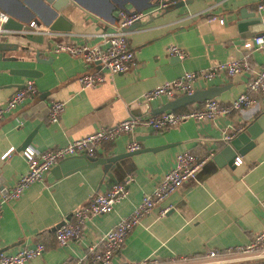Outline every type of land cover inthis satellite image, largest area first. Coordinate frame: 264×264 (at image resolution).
I'll use <instances>...</instances> for the list:
<instances>
[{
	"label": "crops",
	"instance_id": "1",
	"mask_svg": "<svg viewBox=\"0 0 264 264\" xmlns=\"http://www.w3.org/2000/svg\"><path fill=\"white\" fill-rule=\"evenodd\" d=\"M260 1L191 0L177 9L167 6L151 14L140 21L139 27L124 30L135 66L125 73L106 75L105 81L86 88L78 82L79 75L86 70L83 61L64 52L52 53L53 44L71 41L104 48L100 34L116 24L118 11H146L157 0H64L58 15L62 18L60 26L68 31H55L58 35L43 38L41 45L30 43L28 50L20 49L24 41L18 38V31L6 29L8 32L0 34V41L18 47L3 52L11 60H0V104L28 78L33 80L37 93L4 114L0 121V175L5 178L0 194L9 190L25 171L26 164L20 154L24 147L41 152L82 137L97 126L109 127L127 117L150 116L151 108L169 99L161 96L143 101L144 92L184 72L241 58L242 41L264 33L255 34L264 31V11L255 9ZM249 11L262 21L256 25L245 23L241 16ZM0 12L17 17L22 24L36 21L46 27L51 16L50 8L41 0H0ZM211 16L222 18V24L209 21ZM170 45L181 49L185 56L169 57L166 48ZM249 66L253 72L263 70L264 51L253 52ZM21 69L33 70L34 76L23 77L13 71ZM248 77L244 73L215 77L195 84V89L221 87L213 99L226 103L245 90ZM250 97L249 106L227 117L201 122L186 119L161 131L139 125L131 133L100 143L92 157L126 152L129 140L138 144V153L120 159L107 174L98 165L66 174L52 172L57 162L19 197L3 205L0 253H12L40 242L45 250L23 264H61L84 256L86 245L97 243L104 232L132 210L142 195L151 192L171 166L174 154L182 150L199 158L211 155L193 177L185 179L140 219L125 237L115 260L168 262L188 258L196 262L205 259L210 250L221 252L226 247L248 242L264 228V126L253 146L234 156L241 158V164L234 166L233 161H228L216 165L212 158L224 145L225 133L259 120V103L264 97L258 92H252ZM51 100L64 104L54 123L48 120ZM196 104L178 111L189 110ZM28 134L29 141L21 146ZM9 148L11 151L2 157ZM127 177L130 181L126 194L109 213L86 220L77 239L61 247L56 245L55 230L69 220L75 209ZM165 206L170 208L158 215ZM258 263L264 264V259L232 264Z\"/></svg>",
	"mask_w": 264,
	"mask_h": 264
},
{
	"label": "built area",
	"instance_id": "2",
	"mask_svg": "<svg viewBox=\"0 0 264 264\" xmlns=\"http://www.w3.org/2000/svg\"><path fill=\"white\" fill-rule=\"evenodd\" d=\"M184 2L185 0H180ZM171 2L157 0V3L149 10L141 12L118 11L117 22L108 32L100 34L104 43V48L77 44L71 41H56L50 48L52 53L64 52L71 57L79 58L83 61L86 70L78 77V82L82 88L91 87L105 81L106 75L125 73L136 64L133 51L128 47L124 27L135 21H143L151 14L163 10ZM256 11H264V0L255 6ZM7 15L0 12V34L8 32L2 28ZM218 24H222V18L209 17ZM29 30L25 32L39 34L43 38H52L58 35L55 31L49 30L35 21L27 24ZM240 48L244 53L239 59H231L226 62L209 66L196 72H184L178 78L165 81L156 88L150 89L142 94L143 101H151L159 97L173 99L184 94H191L195 90V84L209 81L215 77H230L236 74H247L245 90L236 94L226 103H220L215 99H207L193 108L184 111H172L145 117H127L115 122L111 126H97L90 133L73 139L59 146L50 147L44 151H37L32 147H24L20 154L26 164L25 171L20 174L15 184L6 192L0 194V217L2 207L6 202L15 200L29 185L40 180L49 169L59 160L78 154L93 156L98 145L102 142L113 140L120 134H128L139 125L149 127L153 131H161L166 128L175 127L186 119L196 122L212 120L217 117H227L232 112L247 107L252 103L250 94L258 92L264 97V69L253 72L249 66V58L253 52L264 51V33L246 38L242 41ZM169 57L181 59L184 52L174 45L166 48ZM37 90L33 80L28 78L23 86L14 91L2 104H0V121L4 114L10 113L18 105L32 95ZM64 104L58 100H51L48 105V120L57 122L63 111ZM242 129V128H241ZM240 129V130H241ZM234 129L230 133L223 135L224 140L231 138L233 133L240 131ZM138 148V144L131 142L127 145L126 151H133ZM11 151L9 148L3 155ZM211 154L199 158L186 150L178 151L174 154L171 166L165 170L151 192L142 195L132 210L121 217L110 229L102 234L97 243H89L85 247V255L71 261H64L61 264H153L154 259L142 262H127L115 260L116 253L123 244L127 234L139 223L140 219L147 214L157 203L161 202L169 193L173 192L187 178L193 177L200 167L210 158ZM103 157L108 158L107 154ZM241 164V158L235 157L233 165ZM130 177L124 178L121 182L111 185L105 192L94 194L89 201L75 209L69 220L63 222L54 232V239L57 246H64L71 239H77L86 220L93 216H100L109 213L113 205L126 194V186ZM170 206L161 208L158 215L167 212ZM45 250V246L37 242L32 246H24L16 249L12 253H0V264H23L39 256ZM208 261L235 262L247 259H264V228L254 234L252 238L244 244H235L224 248L221 252L210 250L205 256ZM179 264L190 263L188 258H175L168 260ZM194 264V263H192Z\"/></svg>",
	"mask_w": 264,
	"mask_h": 264
},
{
	"label": "water",
	"instance_id": "3",
	"mask_svg": "<svg viewBox=\"0 0 264 264\" xmlns=\"http://www.w3.org/2000/svg\"><path fill=\"white\" fill-rule=\"evenodd\" d=\"M43 4L48 6L51 11V16L48 19V29L52 31H68V28L61 27V16L58 15V10L64 0H41ZM171 2L169 6L177 9L191 0H185L184 2L180 0H162ZM246 11V10H245ZM243 12V11H242ZM245 23H253L258 24L262 21L261 17L255 15L253 11H249L247 14L241 16ZM52 21V22H51ZM36 22V21H35ZM23 22L20 21L17 17L12 15H7L6 21L2 24L3 29H13L18 31V38L24 41V44H21L19 47L22 50H28L30 43L39 44L41 45L43 42V37L39 34L25 32L28 31L29 28L26 24H22ZM141 25L139 21H135L130 25L123 28V30L134 29ZM263 30H259L255 32L263 33ZM49 44H46L48 47ZM17 44L9 43L7 41H0V60H11L12 57H5L3 55L4 51L7 50H15ZM14 73H18L23 77H33L34 71L30 69H21V70H13ZM21 87V86H19ZM18 87V88H19ZM221 87L218 86H209L204 89H195L191 94H184L181 96H177L173 99H170L156 108L150 109L151 115H156L160 113H169L172 111H176L186 105L193 104V103H200L207 99H213L218 95L221 91ZM259 106L261 108L260 118L256 122L250 123L248 126H245L240 131L233 133L231 138L224 141V145L220 148L219 152L212 158L216 165L220 163L225 164L228 161H233V158L236 154H243L247 149L253 146V141L255 137L261 132L262 127L264 126V100H260ZM260 122V123H259ZM261 124V125H260ZM30 139V134L25 136L23 141L21 142V146L25 145ZM131 143V140H129ZM139 150L133 151H126L118 155H114L111 157H92L87 156L85 154H78L74 156H69L63 158L58 161L56 166L52 169V172L60 171V174H66L71 171H75L81 168H88V167H95L99 166L102 173L107 174L109 168L112 165H115L120 159H123L128 156H132L133 154L138 153ZM57 175V174H56ZM5 178L0 175V187L3 184ZM1 189V188H0Z\"/></svg>",
	"mask_w": 264,
	"mask_h": 264
},
{
	"label": "rangeland",
	"instance_id": "4",
	"mask_svg": "<svg viewBox=\"0 0 264 264\" xmlns=\"http://www.w3.org/2000/svg\"><path fill=\"white\" fill-rule=\"evenodd\" d=\"M247 260H249V259H247ZM250 260H252V259H250ZM254 260H257V259H254ZM196 261V260H195ZM241 261H246V260H240V261H235V262H232V263H238V262H241ZM192 263H194V264H232L231 262H229V261H226V262H221V263H217V262H215V261H208V260H206V259H199V260H197L196 262H190V263H186V264H192ZM153 264H179L178 262H170V261H168V262H160V261H156L155 263H153ZM258 264H260V263H258Z\"/></svg>",
	"mask_w": 264,
	"mask_h": 264
}]
</instances>
